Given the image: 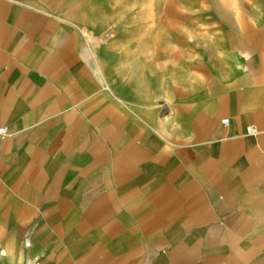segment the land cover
Listing matches in <instances>:
<instances>
[{"label":"crops","instance_id":"crops-1","mask_svg":"<svg viewBox=\"0 0 264 264\" xmlns=\"http://www.w3.org/2000/svg\"><path fill=\"white\" fill-rule=\"evenodd\" d=\"M134 1L0 0V264H264V0L146 14L104 90L60 14Z\"/></svg>","mask_w":264,"mask_h":264},{"label":"rangeland","instance_id":"rangeland-1","mask_svg":"<svg viewBox=\"0 0 264 264\" xmlns=\"http://www.w3.org/2000/svg\"><path fill=\"white\" fill-rule=\"evenodd\" d=\"M77 4H75L76 6ZM131 3H129V10H131ZM77 7L71 9L70 14H60L63 17L75 22L85 23L86 27V48L88 51H92L91 61L94 69L95 75L100 80V75L98 70L101 69L104 77L106 78V83L102 80V86L104 90L111 89L110 83V55L111 45L117 42L122 32H125L126 28L131 27H141V23L146 17V14H158L163 17V14L177 15L173 13V2L171 0H151V3L142 2V0H135L133 2L134 14H119V18L113 19L110 17V14H102L101 16H96L92 18H82L81 14H77ZM172 11V13L170 12ZM178 16V15H177ZM200 20V29H210V14H199ZM159 20V19H158ZM162 20V19H161ZM203 26V27H202ZM208 27V28H207ZM121 33V34H120ZM119 97V96H118ZM120 98V97H119ZM122 100H116L117 102ZM156 105L158 108L162 107V104H159V100H156Z\"/></svg>","mask_w":264,"mask_h":264},{"label":"bare ground","instance_id":"bare-ground-1","mask_svg":"<svg viewBox=\"0 0 264 264\" xmlns=\"http://www.w3.org/2000/svg\"><path fill=\"white\" fill-rule=\"evenodd\" d=\"M93 53H92V51H88L87 50V56H88V59L90 60V61H93V59H92V57H93V55H92ZM98 73H99V75H100V80H102L103 81V83L105 82L106 83V78L104 77V75H103V72L101 71V69H99L98 70ZM112 89H110L109 88V91H111Z\"/></svg>","mask_w":264,"mask_h":264},{"label":"built area","instance_id":"built-area-1","mask_svg":"<svg viewBox=\"0 0 264 264\" xmlns=\"http://www.w3.org/2000/svg\"><path fill=\"white\" fill-rule=\"evenodd\" d=\"M7 135H8L7 128L0 126V136H7Z\"/></svg>","mask_w":264,"mask_h":264}]
</instances>
